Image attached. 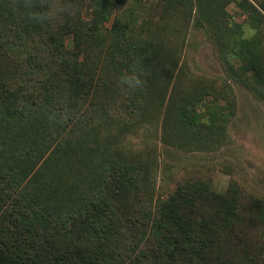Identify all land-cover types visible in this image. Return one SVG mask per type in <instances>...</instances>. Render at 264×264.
<instances>
[{"label":"trees","instance_id":"16d2710c","mask_svg":"<svg viewBox=\"0 0 264 264\" xmlns=\"http://www.w3.org/2000/svg\"><path fill=\"white\" fill-rule=\"evenodd\" d=\"M181 19L264 100V0H0V264H264L262 197L209 172L157 194L154 164L122 147L154 121L180 151L230 139L232 86L185 78Z\"/></svg>","mask_w":264,"mask_h":264},{"label":"rangeland","instance_id":"374dc122","mask_svg":"<svg viewBox=\"0 0 264 264\" xmlns=\"http://www.w3.org/2000/svg\"><path fill=\"white\" fill-rule=\"evenodd\" d=\"M228 10L235 20L244 24L247 33H252L247 25L248 13L233 3ZM166 23L169 35L180 43V63L186 79L229 80L236 100L235 115L229 124L230 139L211 151H180L162 142L160 125L154 121L128 135L122 147L154 164L157 194L167 193L183 177L209 172L220 192L227 190L232 181L264 199V100L230 79L206 29H199L195 19L189 25L184 19ZM71 39H68L69 46ZM209 99L205 105L210 103Z\"/></svg>","mask_w":264,"mask_h":264},{"label":"clouds","instance_id":"9594fccd","mask_svg":"<svg viewBox=\"0 0 264 264\" xmlns=\"http://www.w3.org/2000/svg\"><path fill=\"white\" fill-rule=\"evenodd\" d=\"M63 11L64 9H59ZM51 12L44 14H33V18L37 20H45L52 16ZM145 72L137 65H133L129 72L125 73L120 78V84L122 87L129 91L143 90L146 87L147 81L144 79ZM54 118V117H52ZM66 118V117H65Z\"/></svg>","mask_w":264,"mask_h":264}]
</instances>
